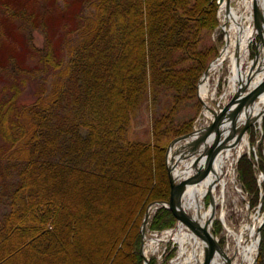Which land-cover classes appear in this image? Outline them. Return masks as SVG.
I'll use <instances>...</instances> for the list:
<instances>
[{
	"label": "trees",
	"instance_id": "1",
	"mask_svg": "<svg viewBox=\"0 0 264 264\" xmlns=\"http://www.w3.org/2000/svg\"><path fill=\"white\" fill-rule=\"evenodd\" d=\"M35 2L39 14L56 10L53 0ZM61 5V48L54 49L49 40L41 49L31 43L35 64L27 69L13 65L10 80L0 90V202L6 207L0 211V264H57L51 254L60 244V214L72 206L69 199L80 198L100 181L137 188L134 169L144 156L152 191L134 212L133 230L114 240L118 254L131 264H141L144 207L150 200L172 197L168 145L162 144L193 130L194 122L176 124L173 115H163L155 121V142L147 144L129 139L131 120L149 94L157 98L161 91L171 90L173 105L186 95L198 96V82L210 58L200 40L204 31L218 24L217 4L82 0L73 20ZM27 81L36 82L38 88L33 101L22 104ZM262 125L264 130V121ZM263 148L261 141L258 165L264 173ZM256 167L255 159L243 154L238 178L254 206L261 196ZM68 213L72 244L77 225L75 212ZM172 215L171 209L161 207L156 223L164 219L171 225ZM261 230L257 264H264V224ZM110 259L109 255L104 264Z\"/></svg>",
	"mask_w": 264,
	"mask_h": 264
},
{
	"label": "rangeland",
	"instance_id": "2",
	"mask_svg": "<svg viewBox=\"0 0 264 264\" xmlns=\"http://www.w3.org/2000/svg\"><path fill=\"white\" fill-rule=\"evenodd\" d=\"M65 1L66 4H64ZM81 1L82 0H53L51 5L54 6L56 10H54L53 13L44 15L37 13L39 7L36 6L35 0H0V90H2L4 84L7 83L5 81L10 80L13 65L16 68L20 67L27 69L35 64L36 59L31 55V43H34L37 48L41 49L46 45V41L49 40L52 42L54 49L61 48L63 43L60 37L63 30V21L61 20L63 6L61 2H63L66 15L73 20L76 13L82 8ZM214 1L215 4H217L218 24L212 30L204 31L200 40L201 47L208 49L210 58L208 67L204 70L198 82V96L196 93L186 95L181 102L173 105L175 99L174 92L171 90L165 89L161 91L157 98L150 94L147 95L146 99L132 117L128 133V137L131 141H141L147 144L154 143L155 121L163 115H173L176 124L189 123L190 120L193 119V129L195 127H203L207 123L204 114L206 106L202 100L200 85L202 83L201 81L204 80L203 77L206 70L210 68V72L207 74L209 77L212 69L211 66L219 60L222 50L229 43L227 38L228 28L231 26L230 22L225 24L222 21L219 2L218 0ZM21 14L27 16L21 18ZM29 15H31V17H29ZM25 18L29 22H23L22 20ZM28 32L30 35L32 33V36H34L33 41H31ZM260 38L261 36L257 34L249 45L251 57L256 56L255 53L258 50V43L261 41ZM198 49L201 48L199 47ZM136 58L137 56H135L132 62L133 64ZM230 62V59L224 58L219 63L218 69L213 70L209 78L210 88L217 87L213 95L214 99L213 96L208 99L212 101L213 105L215 104L214 102H221L224 104L222 96L227 94L230 98L233 94L229 91V77L231 75ZM21 75L25 77V74ZM22 87L23 93L20 102L22 104H30L33 101V92L37 87V83L27 81L23 83ZM174 107H176V114L171 113ZM262 126L263 125H261V127L259 125L251 126L248 129L247 137L249 144L242 150V154L246 153L248 156L255 159L257 167L254 168V175L257 179V185L260 191L264 193V175L261 176L260 172L263 173V171L258 165V149L261 141H264V130ZM167 142L170 144L169 141H164L162 145L169 146ZM167 149L168 147L166 148V156ZM242 154L241 157L243 156ZM241 157L238 158L236 166L234 165V169L237 170V172ZM147 164V160L144 156L137 159V169H134V174L136 177L139 176V185L135 189L100 181V183H96V187L93 188V190L90 189L89 192L80 196V198L69 199L72 206L64 208L60 214V244L56 246L55 252L51 254L53 258L58 260L57 264H104L109 255L111 256L110 264H131L126 256L120 255L114 250V240L118 234H121L123 237L126 233L128 234L133 230L134 212L137 206H140L141 198L149 195L152 191L148 181ZM225 170H227V167H225ZM230 172L231 171H229V173ZM229 176L231 177V174L228 175V179L230 180ZM230 183L235 185L233 181ZM230 183L226 189V197L222 195L221 201L217 203L216 214L212 223V231L216 238H218L219 243L225 251L224 253L228 254L227 257L234 263L237 256L238 259L241 258L238 239L241 236L247 238L248 223L253 225L254 221L256 222L258 219H261L264 209L262 206L259 210V203L255 206L252 205V196L245 190L239 178L238 185L242 189L240 194L243 195V198L241 195L232 193L234 187ZM217 189L219 196L220 187ZM262 193H260V195H262ZM209 198L210 195L207 194L205 197L206 208L210 206ZM153 201L155 200H150L146 203L142 214V222L148 207ZM3 207L6 209L5 203L0 202V211H2ZM160 208L161 207L152 211L144 231H142L141 222V244H143L145 235L149 236V238L156 237L161 235V233H163L162 231L167 232L168 230L178 227L179 222L174 212L172 215L174 220H172L173 223H171V225H165L164 221L166 220L164 219H160L161 222L159 221L156 223ZM69 211L75 212V215L72 216L77 225L76 243L72 244H69L67 235V226L72 221L70 220L71 216L68 215ZM223 213L225 217L224 221L220 219ZM167 217L168 219L170 218V216ZM154 221L156 225H154ZM159 247L158 251L152 256L149 250L148 255L151 257L150 264H171V261L176 259L179 255L180 243L172 239L169 241H162ZM147 249H149V247H147ZM37 250L39 251V249ZM180 258L182 259L181 256ZM140 261L142 262L141 264H145L143 256L140 258Z\"/></svg>",
	"mask_w": 264,
	"mask_h": 264
},
{
	"label": "bare ground",
	"instance_id": "3",
	"mask_svg": "<svg viewBox=\"0 0 264 264\" xmlns=\"http://www.w3.org/2000/svg\"><path fill=\"white\" fill-rule=\"evenodd\" d=\"M223 0L222 2V21L227 24L230 22V27L228 28V40L229 43L222 50L219 60H217L211 66V74L213 70H217L219 63L224 59H230V69L231 75L229 77V91L234 94H238L236 100L232 101V96L229 98L227 94L222 96L224 104L221 102L209 101L216 88H210L209 77H206L201 85L200 92L202 95V100L205 103V117L207 123L203 126H210L215 120L216 116L221 117L225 113L229 117L233 118V121L237 124L238 127L243 125V121L246 120V114L250 116V121L252 122L255 118V115L258 112H262L264 109V92L255 102V109L249 108L250 99L259 86V84L264 80V0H259L258 6V19L259 21L255 22V0ZM229 10L227 15L224 10ZM246 19V20H245ZM227 27V26H226ZM260 34L261 41L259 42V47L257 50V55L254 57L250 56L249 45L254 40L255 36ZM255 53V54H256ZM254 68V71L252 70ZM252 75V81L248 85L247 89L240 90L239 83L245 81L248 77ZM240 90V91H239ZM210 91V92H209ZM209 94V95H208ZM214 99V96H213ZM214 101V100H213ZM221 103V104H220ZM248 110V111H247ZM202 128V127H199ZM194 129H198L195 127ZM193 129V130H194ZM232 127L225 131V134H228L232 131ZM247 132L238 140L230 141L227 143V147H224L222 154L215 162L211 171L205 173L196 184L187 186L183 181H188L196 170H201V166H197L192 172H188L187 168L192 159L183 161V163L178 162V155L187 150L192 137L185 138L180 140L177 144L172 147V150L169 155V163L171 166L172 174L175 179V183L178 184L179 191H181V207L183 211L189 213L195 217L201 225L207 221V219L212 215L213 211L211 207L206 208V203L204 197L206 194L211 193L214 196V204L217 208V203L221 201L222 195L226 197V189L228 184L233 181L235 183H230L234 190L232 193L235 195L240 194L242 189L238 185V174H235L234 167L237 164L238 158L241 157L243 153L242 150L249 144ZM212 139V138H211ZM179 152V154H178ZM243 155V154H242ZM188 161V162H187ZM206 165V164H205ZM228 165V166H226ZM235 165V166H234ZM227 167V170H225ZM216 169V170H215ZM229 171H231L229 173ZM233 171V172H232ZM237 173V172H236ZM231 174L230 180L228 175ZM218 187L219 196H218ZM262 193V192H261ZM156 210L155 206H152L150 209V214L152 211ZM216 211L214 212V216ZM211 216L209 218L212 219ZM224 213L220 216V219L224 221ZM212 221V220H210ZM259 221V222H258ZM261 223V219L254 221L253 225L247 227L248 235L247 238L241 236L238 239L239 250L241 251V258H236V261L231 264H253L254 258L257 254V243H258V234L257 227ZM243 231V230H242ZM161 235L156 237H151L145 235V243L143 248L139 249L141 256L144 254L147 259L151 257L148 255L149 250L151 251L150 255L155 254L160 248L159 245L162 241L173 240L180 243L179 255L176 259L171 261V264H204L206 253L205 245L203 239L195 234V232L184 223H179L176 229L168 230L167 232L162 231ZM146 234V232H145ZM244 234V233H243ZM250 237V238H249ZM149 247V249H147ZM142 249V250H141ZM225 252V251H224ZM228 256V254H225ZM182 257V259L180 258ZM180 258V259H179ZM224 264L225 257H218L215 251L209 264Z\"/></svg>",
	"mask_w": 264,
	"mask_h": 264
},
{
	"label": "water",
	"instance_id": "4",
	"mask_svg": "<svg viewBox=\"0 0 264 264\" xmlns=\"http://www.w3.org/2000/svg\"><path fill=\"white\" fill-rule=\"evenodd\" d=\"M259 0H255V22L259 21L257 15H258V4ZM229 12V10H227ZM260 35V34H259ZM261 36V35H260ZM262 37V36H261ZM228 38V37H227ZM261 40V38H260ZM258 43V47H259ZM257 52V51H256ZM257 55V53L255 54ZM254 71V68H252ZM210 72V68H208L205 72V76ZM205 76L203 79H205ZM252 75L250 78L248 77L245 81H242L239 83V89L245 90L247 89L248 85L252 81ZM202 82V81H201ZM239 90V91H240ZM264 92V80L259 84L255 92L253 93L251 97L250 104L248 106L249 108L255 109L254 107L256 100L260 97V95ZM237 93L232 96V101L234 102L237 98ZM248 111V110H247ZM246 120L243 121V125L238 127L237 124L233 121L232 117H229L228 114H224L221 117L216 116L215 120L212 122L210 126L194 129L188 133L179 135L172 139L170 142L168 149H167V168H168V173H169V179H170V185L172 189V197L171 200L169 201H153L150 206L148 207V210L146 212V215L143 219L142 222V231L147 226L148 218L150 217V209L152 206H155L157 209L159 207H168L170 208L177 219L179 223H184L192 230L195 232V234L199 235L205 245V253H206V258H205V263L204 264H209L213 255H215V251L218 257H225V262L224 264H231L230 258L227 257L224 253V250L221 246V244L218 241V238L214 235L212 231V223L214 220V217H212V221L209 220L211 216H214V212L216 211V207L214 204V196L211 193H208L210 195L209 202L210 206L212 208V215L207 219V221L204 223V225H201L200 222L190 215L189 213H186L183 211L181 205V191H179V185L175 183L174 176L172 174L171 166L169 163V155L172 150V147L177 144L180 140H183L188 137H192V139L189 142V145L187 146V150L183 151L179 154L178 152V162L183 163V161L192 159V163L188 165L187 171L192 172L197 168V166H201V170H196V172L193 174V176L188 180V181H183L184 184L187 186L196 184L198 180L207 172L211 171L212 167L214 166L215 162L219 159V157L222 154V150L224 147H227V143L230 141L238 140L241 138L251 126H257L259 125L261 127L263 118H264V109H262V112H258L255 115L254 120L251 122L250 121V116L248 113L246 114ZM230 127H232V131L228 134H225V131ZM212 138V139H211ZM264 152V150H263ZM188 162V161H187ZM258 162V161H257ZM206 164V165H205ZM216 170V169H215ZM261 176L264 174L262 172ZM236 174V171H235ZM205 176V175H204ZM207 195V194H206ZM206 197V196H205ZM204 197V200H205ZM264 200V193H262L260 201H259V210L263 206V201ZM258 217V216H257ZM177 222V223H178ZM178 223V224H179ZM264 224V213L261 218V223L257 227V234H258V243H257V254L254 258V263L257 264L259 253H260V245H261V240H262V226ZM251 223H248V226H250ZM144 236V235H143ZM250 238V237H249ZM144 239L143 238V244H141V248L144 246ZM142 250V249H141ZM143 255V258L145 260V264H150V259H147V257ZM217 264H219L216 261Z\"/></svg>",
	"mask_w": 264,
	"mask_h": 264
},
{
	"label": "built area",
	"instance_id": "5",
	"mask_svg": "<svg viewBox=\"0 0 264 264\" xmlns=\"http://www.w3.org/2000/svg\"><path fill=\"white\" fill-rule=\"evenodd\" d=\"M226 1V0H225ZM224 1V2H225ZM218 2H219V5H220V13H221V16L223 15V12H221L222 11V2H223V0H218ZM226 11H227V9L226 10H224V12L226 13ZM227 13H229V12H227ZM227 13H226V16L229 18V16L227 15Z\"/></svg>",
	"mask_w": 264,
	"mask_h": 264
}]
</instances>
